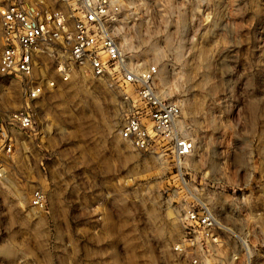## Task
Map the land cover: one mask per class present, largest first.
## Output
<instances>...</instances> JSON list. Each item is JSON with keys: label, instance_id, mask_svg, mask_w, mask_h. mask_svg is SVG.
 <instances>
[{"label": "rangeland", "instance_id": "1", "mask_svg": "<svg viewBox=\"0 0 264 264\" xmlns=\"http://www.w3.org/2000/svg\"><path fill=\"white\" fill-rule=\"evenodd\" d=\"M124 1L121 48L157 66L155 90L180 105L194 150L180 162L134 150L118 136L122 90L80 72L59 82L40 61L34 79L57 85L0 152V264H187L191 249L175 246L203 206L264 252V0ZM21 86L0 77V118L22 106ZM35 189L43 213L29 211Z\"/></svg>", "mask_w": 264, "mask_h": 264}, {"label": "built area", "instance_id": "2", "mask_svg": "<svg viewBox=\"0 0 264 264\" xmlns=\"http://www.w3.org/2000/svg\"><path fill=\"white\" fill-rule=\"evenodd\" d=\"M134 1L133 6L140 5V0ZM54 2L55 6L49 0H0V77L18 79L23 97L19 109L0 118V152H11L12 130L32 129L31 104L57 85V80L43 75L34 79L43 60L45 69L52 64L59 82L66 83L80 72L109 78L122 90L131 105L118 136L134 150H164L177 161L190 156L194 144L182 126L180 105L161 98L155 90L157 66L133 62L121 48L116 32L124 21L125 1ZM46 207L43 190H33L29 211L43 213ZM183 223L184 241L175 251L186 250V246L191 249L187 264H264V252L259 258L253 257L248 237L208 206L187 210Z\"/></svg>", "mask_w": 264, "mask_h": 264}, {"label": "bare ground", "instance_id": "3", "mask_svg": "<svg viewBox=\"0 0 264 264\" xmlns=\"http://www.w3.org/2000/svg\"><path fill=\"white\" fill-rule=\"evenodd\" d=\"M158 52H156V54H157ZM177 162H180V160L179 161H177Z\"/></svg>", "mask_w": 264, "mask_h": 264}]
</instances>
